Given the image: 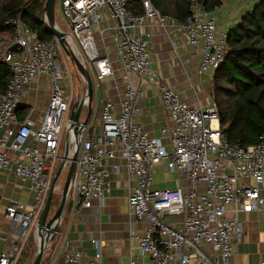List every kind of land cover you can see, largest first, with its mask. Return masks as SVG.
<instances>
[{
  "label": "built area",
  "instance_id": "1",
  "mask_svg": "<svg viewBox=\"0 0 264 264\" xmlns=\"http://www.w3.org/2000/svg\"><path fill=\"white\" fill-rule=\"evenodd\" d=\"M132 2L61 0L70 29L68 44L93 68L97 83L115 75L113 60L101 53L95 34L103 10L109 11L114 21L113 46L125 79L119 107L101 100L87 126L79 127L80 149L68 202L90 207L94 200L104 199L111 193L113 173L124 167L129 180L135 182L128 195L129 208L146 221L140 252L151 256V264L174 260L177 264H229L244 234L241 214L264 208V134L248 146L225 140L217 103L212 97L208 105L186 102L161 78L152 64L150 42L138 31L150 18H157L161 26L181 27L194 49L192 56L198 58L197 73L202 78L225 61L228 28L219 23L216 10L206 9L197 0H192L191 14L182 23L163 16L151 0H141L142 13L130 8ZM5 25H12L13 35L0 36V61L11 69L6 91L0 93V172L16 174L35 193L31 205L15 200L6 204L4 219L16 230L10 238L3 237L10 245L0 253V264H16L29 229L45 206L65 122L71 146L77 141L70 128L72 99L66 87L71 76L68 67L64 69L57 60L59 41L42 39L20 19ZM39 76L48 78L49 101L38 118L32 116L33 109L20 117L24 94ZM145 82L160 92L170 114L161 131L169 137L172 150L137 121ZM163 162L187 184L154 188L156 167ZM171 215L184 216L182 228L166 221ZM205 246L211 251L204 250ZM95 247L98 251L92 258H85L79 250L66 251L65 264H101V251L98 244Z\"/></svg>",
  "mask_w": 264,
  "mask_h": 264
},
{
  "label": "crops",
  "instance_id": "2",
  "mask_svg": "<svg viewBox=\"0 0 264 264\" xmlns=\"http://www.w3.org/2000/svg\"><path fill=\"white\" fill-rule=\"evenodd\" d=\"M226 4L224 3L223 7H226ZM248 6L251 7V4ZM243 7H245L244 11L250 8ZM103 16L95 25L96 39L101 53L109 55L113 60L115 75L101 83L96 82L94 111H97L101 100H110L118 108L125 91L124 73L112 40L114 21L107 9L103 10ZM238 19L239 17L234 19L231 17L228 23H226L227 19L218 20L220 24H226L229 28ZM138 31L150 42L152 64L161 78L189 104L195 105L201 102L203 105H208L211 92L200 88L202 78L197 73L198 58L192 56L194 49L187 43L184 30L178 25L161 26L157 18H150L146 27ZM49 88L46 76L36 78L24 94L23 105L19 110L20 117L33 109L32 116L38 118L48 103ZM141 104L142 109L137 121L144 126L150 136L161 138L167 148L172 150L169 137L163 135L161 131L169 122L170 114L162 103L160 92L150 83L145 82V97ZM2 132L3 130L0 129V136ZM32 144L36 145L37 142L33 141ZM65 150L66 147L63 151L64 155ZM115 161L119 162V159ZM166 163L163 162L156 167L154 188L174 187L180 183L186 185L179 174L168 170ZM134 184V181L129 180L123 167L120 172L113 173L111 193L104 199L94 200L90 207H74L73 203L67 202L59 232L48 242L40 264H65V252L74 250L83 252L85 258H92L98 251L95 244H98L102 254L101 264H133V260L134 264H151V256L142 255L140 252V239L144 234L146 221L139 220L130 211L128 205V195ZM262 194L264 195V191ZM10 200L31 205L35 201V193L30 190L29 184L16 174L1 171L0 253L10 245V242H6L3 237L10 238L16 230L4 219L6 204ZM165 219L178 228L183 226L184 216H166ZM241 219L244 222L243 238L241 242L235 244L229 264H257L264 260V208L242 213ZM29 232L34 241L33 246H36L37 228L34 226ZM204 250L210 252L211 248L205 246ZM34 255L35 253L31 254L33 260ZM171 264L177 263L174 260ZM192 264L196 263L192 262Z\"/></svg>",
  "mask_w": 264,
  "mask_h": 264
},
{
  "label": "trees",
  "instance_id": "3",
  "mask_svg": "<svg viewBox=\"0 0 264 264\" xmlns=\"http://www.w3.org/2000/svg\"><path fill=\"white\" fill-rule=\"evenodd\" d=\"M197 1L210 11L225 2ZM151 2L163 16L174 18L178 23L185 22L191 14L192 0ZM45 3L46 0H0V32L11 33L12 25L5 22L20 19L42 39L54 40L55 36L43 21ZM130 8L143 12L141 0H133ZM227 48L225 61L213 72L211 97L218 105L223 138L230 144L248 146L259 142L264 134V0H257L228 28ZM10 77L9 64L0 61V93L6 91ZM23 254L24 248L20 256Z\"/></svg>",
  "mask_w": 264,
  "mask_h": 264
},
{
  "label": "water",
  "instance_id": "4",
  "mask_svg": "<svg viewBox=\"0 0 264 264\" xmlns=\"http://www.w3.org/2000/svg\"><path fill=\"white\" fill-rule=\"evenodd\" d=\"M57 0H46L45 6H44V17L43 21L46 22L49 29L55 36V38L59 41L60 45L66 52V54L71 58V60L76 65L77 69L79 70L80 74L84 77L86 83H87V92L85 98L78 99L72 106L71 113H70V128L74 131V136L76 139V147L75 150L72 152V146L70 143V135L69 131L67 133L66 142H65V155L62 158V163L58 170L56 171L52 182L50 186V190L47 196V200L45 203V206L39 216L38 222H37V233L40 235V238L38 239V250L35 254L34 260L32 264H40L43 254L45 252V249L47 247L48 242L53 238V236L59 232L60 224L57 230L54 229V225L57 221L61 222L63 212L65 210L66 204L68 202V195H69V189L71 181L74 177L75 170H76V162L78 158V153L80 149V143H79V134L81 132V129L79 127H86L91 114H92V103L94 98V82L93 78L87 69L86 65L83 63V61L80 59V57L75 53V51L72 49V47L68 44V32L63 31L56 22L55 17V5ZM87 99V100H86ZM87 103V116L82 121L81 120V114L82 110L85 108V105ZM69 164V169L67 173L66 182L63 187L62 196L60 203L58 207L53 210V200L55 192L58 188L57 182L62 173L64 172L65 168Z\"/></svg>",
  "mask_w": 264,
  "mask_h": 264
},
{
  "label": "rangeland",
  "instance_id": "5",
  "mask_svg": "<svg viewBox=\"0 0 264 264\" xmlns=\"http://www.w3.org/2000/svg\"><path fill=\"white\" fill-rule=\"evenodd\" d=\"M240 2H242V3L240 4ZM251 2L252 1H249V0H246V1L245 0L244 1L243 0H225L224 3H227L225 5L226 7H222V6L219 7L216 10V16L219 20H222V21H225L229 17V19L226 20V23H228L230 21L231 17H232V19L240 17L244 13L245 7H243V6L250 7V6H248L249 4H251V6L253 5V3H251ZM55 17H56V22L59 25V27H61V29L63 31L69 33L70 29L68 27L66 17L64 15V13L62 12L61 0L56 1ZM230 24L231 23H229V25ZM12 35H13V31L11 33H9L8 31L0 32V36L11 37ZM57 60H58V62H60L62 64L64 69H66V67H68V69H69L71 78L69 79L68 82H66V87L69 90V93L71 95L72 104H74L80 98L87 97L86 96L87 83H86L84 77L80 74L76 65L71 60V58L66 54V52L64 51V49L62 48V46L60 44H59L58 50H57ZM85 65H86L87 69L89 70V72L93 78L94 87H95L96 80H95V76H94V70L88 63H86ZM213 72L214 71H211L202 77V84H200V88L207 91V92H210V86H211V80H212ZM95 95L96 94L94 91V98H93L94 104H92L93 105V110H92L93 113H94L95 101H96ZM49 98H50V92H49ZM48 101H49V99H48ZM87 110L88 109L86 107L82 110V114H81V120L82 121L87 116ZM66 134H67V126H66V122H65L63 133H62V141H61L62 145L58 151V159L56 160L55 172L58 170V168L60 167V165L62 163V158L64 155L63 151L65 149L64 144L66 142ZM68 169H69V164L67 165L64 172L62 173V175L58 179V182H57L58 188L55 192L53 205H52L53 210H55L60 203L63 187H64V184H65L66 178H67ZM55 172H54V174H55ZM54 174H53V177H54ZM53 177H52V179H53ZM37 222H38V220H37ZM37 222L32 225L31 229L34 226L37 228ZM36 238L38 241L39 235H36ZM37 241L35 244L36 246H33L34 241L32 239L31 232H29L28 237H27L25 244L23 246L25 254L28 255V257H26V256L24 257L25 254H23L22 256H20L18 258L19 263H16V264H32L33 258L31 257V254H33V253L36 254V252L38 250V242ZM34 257H35V255H34ZM21 258L22 259L25 258V259L23 261H21Z\"/></svg>",
  "mask_w": 264,
  "mask_h": 264
},
{
  "label": "bare ground",
  "instance_id": "6",
  "mask_svg": "<svg viewBox=\"0 0 264 264\" xmlns=\"http://www.w3.org/2000/svg\"><path fill=\"white\" fill-rule=\"evenodd\" d=\"M76 53L78 54L77 50H75ZM146 130V129H145ZM148 132V131H147ZM149 133V132H148ZM150 135V134H149ZM72 139H73V134H72ZM73 148H72V152L75 150V147H76V143L74 142L73 143ZM178 186V185H177ZM176 187V186H174ZM165 188H170V187H165ZM159 189H164V188H159ZM130 209V208H129ZM131 211V210H130ZM132 212V211H131ZM134 214V213H133ZM135 215V214H134ZM171 216H176V215H171ZM59 224H60V221H57L54 225V229L57 230V228L59 227ZM39 238H40V235H39Z\"/></svg>",
  "mask_w": 264,
  "mask_h": 264
},
{
  "label": "flooded vegetation",
  "instance_id": "7",
  "mask_svg": "<svg viewBox=\"0 0 264 264\" xmlns=\"http://www.w3.org/2000/svg\"><path fill=\"white\" fill-rule=\"evenodd\" d=\"M72 106H73V104H72ZM72 106H71V109H72Z\"/></svg>",
  "mask_w": 264,
  "mask_h": 264
}]
</instances>
